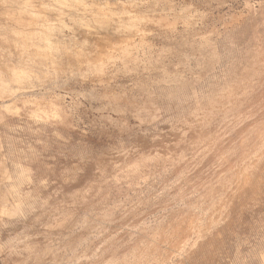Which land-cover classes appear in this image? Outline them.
<instances>
[{
    "label": "rangeland",
    "instance_id": "1",
    "mask_svg": "<svg viewBox=\"0 0 264 264\" xmlns=\"http://www.w3.org/2000/svg\"><path fill=\"white\" fill-rule=\"evenodd\" d=\"M46 1L42 0V2H44V4L47 5V2L49 0L47 2ZM70 1H72V3L69 2L68 0H66L67 3L66 2L65 3L67 5L63 3L64 4V8H63L64 12L68 13V14H65L67 16H65L63 14L65 17L63 15H61V13H60L62 8L59 6H61V5H59L58 3L56 4L53 1L48 2L47 10L50 9L51 6H53V5H54L53 7H55L56 5H59L56 7H59L61 9L52 8L53 10L50 9V11L52 10V11L57 13V11L59 10L58 11L59 12L58 17H60V22L61 23L64 22L66 24L65 25L63 23L65 25V26H63V25L59 24L60 23L59 21L57 22L59 25H57V23L55 21L54 22L56 24L50 23L51 21L48 22L50 20L49 19L50 16H52V18H54L58 13L57 14L54 12L50 13L49 10L46 12L47 13L46 18L48 19L47 24H49V26L45 23L46 24V25L44 24L45 29L42 27V30L45 31L47 26H48L47 30L50 29V27L53 24V26H54L53 28H56V29L54 30L53 28H51L50 30H52V31L54 30V32L52 33V31H51V33H50V30H48V34L49 35L54 34V36L56 38L53 35L52 36L46 35L47 31H45L46 33L44 34V32H42V30L40 29L41 27L37 26L38 30H41L43 35L46 36L47 38L49 36L52 40V37H54V39L52 41H58V43H59L60 39H61L60 42H62L63 38H65V41L62 42L63 44H61V43L59 44L61 50L58 49V52H57L61 58V59L59 58V60L63 64L60 63V61H59V63H57L58 62L57 60H56V62L52 63L51 58L48 57V52H47L48 49L45 51L46 54L45 53L42 54L43 55L42 57H38L40 55H38V56L37 55H35V56L31 55V57L30 56L26 57L25 53H28L27 51H24V52L22 51V53H20V51H21L20 46L17 45L18 47H20L18 49V47L14 48V46L11 45V47H13L14 49L17 48L16 49L17 51L20 50L19 51L20 55H19V53H16V51L14 52L13 48L10 49L11 47H9L10 50L6 48L9 46V43H8V41L5 43L4 41H6L7 39L5 40L3 38L5 36L1 37V35H0V37H1L0 38V42H1L0 50H2L0 53V56L3 55L2 56L3 62H7V61H9V59H12V58L20 60L21 56H23V58H21L23 61L16 62V64L19 63L17 65H20V68L24 65L20 69V72H22V73H20V76H19L20 78L18 77L19 80H17V79L13 80V78L10 75V72L9 71L3 72L4 69L0 65V69H2V71L0 70V75H1L0 77L4 76L3 77V78H5L4 83L6 82L5 83L6 86L4 87L5 89L3 88V91L0 92V159L3 157L2 158L3 160L1 159L0 162L3 161V164H4V165L3 164H0V165L1 166L3 165L5 168L8 169V171H7V169L3 170L4 167L0 166V169L2 168V170H0V176L1 177L4 176L5 171L9 172V175L11 176L10 180L8 179L7 181H1L0 182L1 187L2 186L4 187L6 185L4 187V189H3V187L1 188L0 194L4 193V196H7V195H8L7 197H9V195L11 196V197H9V199H12V200L16 199L15 201L18 205V213H19L16 215V216L19 215L18 217H16V222H15L16 224L15 223L13 224V223L9 222L10 221V219L8 220L9 217L6 218L5 219L6 221H5L4 218L6 217V215L4 216V214L0 212V216L2 215L0 217V221H1L0 226L3 228V230L5 229L3 231L2 228H0V237L2 238V239L0 238V241H1L0 242V244H1L0 245L1 246L0 247V249H1L0 250V264H3L5 261L6 262L7 261L8 262L14 261V263L9 262L8 264H11V263L12 264H18L19 263L18 260H21L20 264H26V261H27V264H32L35 261L33 259L36 257V255H33L35 257H33V256L31 258L29 257V256H31V254L28 255V250H27L28 247L25 244L27 242L24 239H27V238L33 239V237L34 238L42 237L41 236L42 234L40 233V230H41L40 228L45 226V225L44 226L42 225L45 220L42 219L43 222H42V220H40L39 223H37L38 220L36 221V220H33L32 218H30V216L31 217L33 216L32 212H34L35 210H38L41 203L43 204L45 202V200H47L50 197H53V195L57 194V196H59L58 194H60L61 191L57 192L59 190H56L54 187L63 186L62 183L64 185H66V183L70 182L69 185L70 184L72 185L73 183L76 182V179L79 180L81 177L82 179H84V180H80L82 183H84L83 187L85 188V186L87 185L86 183H88V185H89V186H86L85 191H87L86 189H88V192L92 191L93 188L91 186L92 185L91 181H93L94 177L92 174V170H90V168L93 169V166L95 165L96 158L98 156H103V155H104V157H105V155L108 156L107 154L111 153V152H114V153L118 152L119 153L120 151L121 152L126 151L130 155L132 153L133 154H143V153L149 152L151 160L148 159L149 160L148 161V160L143 159L142 164L148 163L150 165L147 166V165L143 164V165H145V167H144L141 164L142 168H141V172H140V175H141L140 177L141 178L144 177L145 179L144 178L141 179L139 177L138 181L136 180L134 182V184L131 185V187H130L131 189L129 187L127 189L124 188V190H122L118 193L111 191L110 196L108 198V200L110 199V203H107L108 200L107 201L106 200L105 201L99 200V202L95 203L96 205H101V206L107 205L106 208L114 209L113 211L116 212L117 217H116L115 221L109 222L110 224L104 223L103 225H105L106 227L105 226L100 227V229H99V227H97L100 225L99 224L100 222H98L96 220L94 222H92L93 221L92 220L90 223L89 221H87V224H86L87 226L89 225L88 222L90 224L94 223L95 226L93 225V227H92L93 231L91 232L92 234L89 233L86 240L74 239L71 241V240H69L68 236H66V235H73L74 232H76L82 228H86V226L84 224L86 221L85 222L81 221V218H83V216H84L83 212H85V211L81 209L82 210V212H81L80 208L77 207V203H76L77 200H76V198H74V202L71 201L70 203H68L69 207L67 206V208H66L67 211L68 210L70 211V209L72 210L71 216H70V213L68 214L66 212L64 215L66 216V214H68L67 216L69 218L66 216L67 219L64 220L66 217L63 216V212L66 211V209H65L66 204L62 205L63 207L62 206L61 207L64 209L61 210L63 212H62V215H60V217H61L60 219H62V217H65L64 219H62V221L60 220L61 223H63V221L65 223L62 225H65L68 227L69 224H72V226H73V224H75L76 221H77V223L79 221L80 222L78 223L77 227H76V225L73 226V227H75L73 229V231L70 230V232L72 234L70 232L66 235H64L65 233H60L58 235L55 234V236L53 237V240L51 241L52 247L49 250L50 253H48L47 252L48 250H47L44 254V257L46 258V262H42V263L40 262V264H69V263L70 264H76V263L77 264L78 263L87 264V261L89 259L93 260L96 258L98 259V257L101 258L102 255L100 254V252H102V254L104 253V251H105V253L108 252L109 250H106V249H108V247L110 249L111 248L113 249V247L116 248V247L123 246L120 243L121 242L120 240L121 239L124 240L125 239L124 237H126L127 239H126V241L124 240L122 242H124V244H126L127 240L129 238H132L131 235L133 234V232L142 231V229L144 227L145 228L143 230L149 228V226L152 228L159 223L161 224V226L159 224L158 227L160 226V227L164 228V227L172 226V224L174 223V220L176 218H180L181 216H186L187 214H189V212L193 213L192 211H194L196 213L195 215H196V217H198L197 219H199V220L201 219L200 220L201 222L199 220H196L198 223L199 222L201 223V224L199 223L201 225V228L198 229V232H197V230H195L196 232H191L189 235L190 238H188L187 242L190 243L195 238H197L199 235H200L199 238L201 240L199 239L198 244L192 249H189L188 246H186L188 248V250L186 247L181 249L180 253L181 254L184 253V254H182L183 258L185 256L184 259H182V256H179L181 254H178L179 252L177 251V252H174L173 254L171 253L170 257L167 258L166 261H165V259H164V261L157 260L158 263L156 262L153 264H175V263L176 264H264V259H263V257H264V177L262 178L263 183L261 182L258 185H254L255 187H258L259 189L257 188L253 191L250 189L247 192H244L243 190L240 192H237L238 196L236 194L233 197L232 201L230 202V204L232 206L231 205L227 206L228 207L227 213H224L223 216L220 217V219H214L213 220L211 218V214H210L212 212V203H214L215 200L217 201L218 200L217 198L219 196L215 197V196L203 194V193H201L200 190H197V191L192 190V191H188V192L186 191L185 192L182 188L185 185L187 187L188 183H187L185 177H183L184 175L183 174L179 175L180 173H178L177 176L175 177L176 174H174V175L172 174L171 167L168 168L169 165L171 166V164H170L171 157L173 159V157L175 156L174 154L177 151V149L181 146H185V144H186V143L184 144V143L178 142V141L174 142L175 140H173L174 136L172 134L175 132L177 133V131H179V129H181L183 127L182 126L183 118L181 117L183 115H181V114H183L186 111V108H184L185 106H183L184 105V99L183 98L185 95L190 97L191 92H190L189 88L192 85L193 86H196V85L199 86L200 85L199 81L202 82L205 78L204 77L202 80L196 81V79L193 80L194 75H196V73H198L199 71L205 72V71H207L208 68L210 70V62L208 64L207 60L204 62L205 64H203L200 67L195 65V61H194L193 56L196 53L194 51L196 50L198 43H201V42L203 43L205 41V37L203 38V36H208V39H211L214 43L216 42L215 45L217 44L216 45L217 47L219 46V48L217 49V53H218L217 54V60L216 61L214 60V64L217 67L213 64L214 65L213 69L215 70V71L213 70V72L217 73L218 71H220V69L222 68L221 65L228 66L227 64H228L229 59H231V58L234 59V56H236V54H239V52H241V50L244 49L243 47H246L245 45H247L249 42V36H250V32H251V29L249 26L250 20L249 19L240 20L242 18H240V19L238 18V20H237V15H239L243 12H244L243 15L245 13H247V0H243V1L242 0H146V1L145 0H70ZM250 1L256 2L257 0H250ZM50 3H52L53 5ZM68 4H70V6ZM91 4H93V5H91ZM49 6H50V8H49ZM78 6H79V8H78ZM84 6H86V8ZM65 7H68L69 9L66 8V11H65ZM236 11H238V12H236ZM239 11H240V13H239ZM48 12L50 14H48ZM62 12H63V10H62ZM71 12H72L73 19H71L72 17L70 16ZM232 14L234 15V17ZM0 15H3V14H0ZM60 15L62 16V18ZM79 15L81 17H83L81 20H77L78 18H80ZM82 15H84V16H82ZM7 16L8 15L5 16V14H4V17L0 16V23H3V25H4L5 24L4 22L8 19ZM95 16L100 17V18L102 17V18L108 20L109 22L112 21L111 23H112L113 27L109 28V29H105V27H103V26L101 27L99 25L98 21H96L97 19H95ZM145 16L149 17V18L147 17L148 21H146V22L144 21V20H147V18ZM58 17L57 18L55 17L54 19L59 20ZM76 17H78V18L76 19ZM92 17L94 18L93 21L95 20L94 23L92 21ZM150 17H151V19H150ZM152 17H154V18H152ZM87 18L90 19L92 22L90 20H88ZM134 18H135V20H134ZM160 18H161V20H160ZM234 18H235V20H234ZM259 18H260V16H259V14H257L253 18L255 20L252 19L257 26L261 25V23H260L261 19H259ZM4 19H5V21H4ZM61 19H64V21ZM83 19H85V21ZM86 19L90 22L87 24L85 23L86 27L89 28V30H90V32L88 34L85 31H83V28L85 27L84 22H88ZM136 19H137V21H136ZM152 19H154V20H152ZM156 19H157V22L155 21ZM6 22L9 23L8 20ZM95 22H97V24ZM117 22L120 24L126 23L125 25H132L130 27V29H129V27L126 28V26L124 27L126 29H123L122 27H120L121 29H117V31H116L117 35H118V32L121 33V36H123V34H125L123 36V42L120 43V47L117 46V47L113 48L112 50H108V53H106V55H104L97 62H92L91 60L85 59L86 50H88L87 49L88 46H89L88 51H92L93 49L97 50L98 46L96 43L99 40L100 41L98 43H102L101 41L106 37L107 33L112 34L116 29L115 24ZM173 22L175 23V25ZM245 22H247V23H245ZM8 23H6L5 26ZM80 23H83V24H80ZM161 23H162V25H161ZM88 24L90 26H88ZM93 25H95V26H93ZM144 25H145V27H144ZM122 30H124V31H122ZM130 30H131V32H130ZM134 30L135 31L137 30V31L135 32ZM140 30H142V31H140ZM225 30H226V32H224ZM96 31H98V32L96 33ZM230 31H232L233 34H231L232 32H230ZM2 32H3L2 35L4 33H6V34L8 33V35L10 34V30L8 31L7 29L5 30V32H4V30ZM241 32H243V33H241ZM208 33H210V34L208 35ZM237 33L239 34V36ZM245 33L246 34L248 33V34L245 36L244 35ZM85 34H87V37H88V39L86 40L87 42H85L84 38H83V37H85ZM193 34H194V36H193ZM200 34L202 35V37ZM195 35H197L196 38H195ZM230 35L234 39H232ZM233 35H235L236 38ZM243 35H244V37H243ZM70 36H72V37H70ZM58 37L59 38L61 37V38L58 39ZM74 37H75V39H74ZM229 38H231V39H229ZM238 38H239V40H238ZM56 39H58V40H56ZM221 39H222V41H221ZM225 39H227V40H225ZM245 39H247V40L245 41ZM2 40H3L4 44H3ZM191 40L192 41L194 40L193 44H190V42H192ZM233 40H235V41H233ZM242 40H244V41H242ZM75 41H76V43L74 44ZM124 41H127V42L124 43ZM223 41L224 42L226 41L229 43H224ZM104 42L105 41L103 40V44H104ZM71 43H73L74 46ZM223 44L224 45L225 44L230 45L229 46L230 48L226 45L224 48ZM239 44H242V45H239ZM243 44H245V45H243ZM4 45H6V46H4ZM64 45H66V46H64ZM71 45L73 46V48ZM127 45H128V47H127ZM235 45H236V47H235ZM68 46H69V48H68ZM104 46H106V45H104ZM64 47L66 48V50L64 49ZM3 48H5L6 50ZM77 48L82 50V51L79 50L81 53L78 52V50H76ZM220 48H221V50L219 51ZM222 48H224L225 50L227 49V50L225 51ZM126 49L129 51L126 52ZM234 49H235V51H234ZM7 50H9V53ZM68 51H69V53H68ZM230 51H232V52H230ZM63 52L68 53V54H64ZM224 53L226 55H224ZM230 53H231V55L232 54H235V55L234 56L232 55L233 57H231ZM72 54H73V56H72ZM76 55H77V57L81 55L82 58H81V56H80V58H77ZM225 56L228 59H226ZM24 57H26L25 61H24ZM70 57H71V59H70ZM5 60H7V61H5ZM27 62H28V64H27ZM219 62H221V63L224 62V64H221ZM55 63H57V65ZM4 64L6 65V63H4ZM52 64H54V66ZM59 64H61L62 66H59ZM7 65L10 66L11 62L10 61L7 62ZM206 65L208 67L205 68ZM2 66H4L3 63H2ZM93 66H95V68ZM218 66H220V67L218 68ZM25 68L27 70H25ZM172 69H173V71H172ZM164 70H166V71H164ZM172 72H174V73L171 74ZM22 74L24 77L22 76ZM172 75L175 77H173ZM21 78H25V79H21ZM27 78H29V79H27ZM220 78H222L221 75L219 77H217L218 82L222 81ZM26 79H27V81H26ZM178 79H179V81H178ZM166 83H167V85H166ZM28 85H30V86H28ZM30 90L32 91V93L35 96L32 95V93H30ZM11 91H13L15 93V95ZM2 92L3 93L5 92V93L3 94ZM8 93H9V95H7V97H6V94H8ZM115 95H117V96H115ZM41 100H43V101H41ZM126 100L128 101V104H125V103H127ZM188 100H189V98H188ZM168 101H170V102H168ZM37 102H42V104L41 103L39 104ZM150 102H152V104H154V105L158 104L156 106H161L163 104V102H164V104L167 102L168 105L173 107V108L170 107V110L172 112L169 111V113L167 114L169 117L167 115H165L167 118L164 117L165 118L164 119L163 116H161V118H158V119L156 118L155 119L156 121H153L154 117L150 114H144V115L142 114V116H141V114L135 115L133 110H131L132 106L129 105L131 103H136L138 106L143 104L141 107H145L147 105V103L149 105ZM12 104H14V106ZM44 105H46V106L44 107ZM52 105H55V106L57 105V107L55 108L56 110H54V107L52 108ZM34 106H35V108H34ZM42 106H43V108H42ZM181 106H183V107L181 108ZM129 107L131 109H129ZM124 108L126 110H123ZM37 109L39 110V112ZM43 109H45L46 111ZM51 110H54L53 114H52ZM40 111H42L41 114H40ZM36 112L39 113L40 116ZM42 113H44V114L47 113V114L43 115ZM48 113H49V115H48ZM162 114L164 115V113H161V115ZM41 115H43V116H41ZM178 115H181V116H178ZM47 116L49 118H44ZM134 116H138L139 118L134 117ZM143 119H144V121H142ZM162 120H164V121H162ZM176 120L178 123L177 125H176ZM168 123H170L174 128ZM178 125H179V128L177 127ZM145 126H147V127H145ZM138 127H139V129H138ZM172 128L175 130H173ZM166 129H168V132ZM170 129H171V131H169ZM152 130H153V133H152ZM155 130H157L156 134H155ZM160 130H161V132L163 130V132L160 133ZM141 131H142V133H141ZM165 131L167 132L168 135L171 132L170 133L171 136L169 135V137H168V135L165 133ZM139 132L142 135H139L140 134ZM149 134H151V135H149ZM157 134H159L160 136H158ZM165 135H167V137ZM139 136L141 137V139ZM163 136H165V137H163ZM170 137H171V139L167 140ZM150 138H152L153 140L152 139L150 140ZM155 138L156 139L162 138L163 140L162 139L161 140L162 141L165 140V141L163 143L161 140H155ZM148 139L150 141H153V143L148 142L149 141ZM143 140H145L146 142H144ZM159 141H160V143H163V144L166 143L167 145L166 144L165 145L159 144ZM141 143L142 144L144 143V144L141 145ZM146 143H148V144H146ZM149 143H151V144H149ZM178 143H180V144H178ZM157 144L159 146L161 145L160 146L162 148L161 152H160V147H158ZM176 144L180 145V146L178 147ZM149 145L150 146L152 145L153 147L152 146L150 147ZM172 145H174V147L176 149L175 152H173V150H172ZM215 145L217 146L218 144H215ZM142 146H144V147L142 148ZM154 146H157L158 148L157 147L155 148ZM163 146H165L166 148ZM137 147L139 148V150L141 152L138 150ZM135 148H137L138 151ZM150 148H152V149H150ZM163 148L165 150H163ZM167 148L170 149V152H168L169 150ZM129 149L132 153L129 151ZM150 150H152V152ZM166 150H168V151H166ZM105 151H106V153H104ZM155 151H157V152H155ZM163 151L165 152V154ZM184 153H185V151H184ZM156 154H157V156H156ZM162 155H164V157ZM166 155H168V156H166ZM170 155H172V156L170 157ZM156 158H157V160H156ZM162 158L163 159L165 158V159L163 160ZM160 161L161 162L163 161L164 166H162V169L160 167V170H159ZM167 165H168V167H167ZM90 166H92V167H90ZM115 166H117V165L115 164ZM151 166L152 167L155 166V167H153V169H152ZM145 168H147V170ZM148 168L150 169L149 171H148ZM163 168L166 169V171L165 170L163 171ZM2 171H4L3 175L1 173ZM168 171L171 173H168ZM147 172H148V174H147ZM74 174H76V175H74ZM115 174L116 175H111L112 177H110V178L107 177L109 179L106 178V176H108V175L104 176L103 184H104V187H106V188H104L100 185L101 191L99 190L98 191L99 193L95 194L96 197H99L100 194H103L106 192L107 189H110L108 186H106L105 182L107 183V185H109L110 183L113 184V182L118 181V179L116 177L117 173L115 172ZM151 174H153V175L151 176ZM142 175H143V177H142ZM113 176H115V177H113ZM149 176H151V177H149ZM166 176H169L168 177L169 179ZM73 177H74V179H73ZM162 177L164 178V180L166 179L165 181L167 183L164 180H161V179H163ZM151 178H153V179H151ZM146 179H147V181H146ZM174 179H176V180H174ZM71 180H72V182L74 180V182L72 183ZM115 180H117V181H115ZM143 181H144V183H143ZM182 181L184 182V186L182 185L183 184ZM2 182H4V183L7 182V183L4 184ZM89 182H90V184H89ZM93 182H95V181H93ZM162 182H165V183L161 184ZM57 183H58V185H56ZM153 183H155V184H153ZM173 183L176 185H174ZM165 184L166 185L169 184V185L166 186ZM7 185L10 188H8ZM177 185H179V186H177ZM66 186L69 187L68 185H66ZM147 186H149V187H147ZM157 186L160 189L162 187V191L159 190V188ZM165 186H166V188H165ZM169 186L173 187V188L171 189ZM176 186H177V188H176ZM14 188L16 189V191ZM53 188L56 191H51ZM135 188H137V189L135 190ZM178 188H179V190H178ZM13 189H14V191H13ZM166 189H167V191H166ZM175 189H177V190H175ZM49 191H51L52 196L50 193H48ZM181 191H183V192H181ZM193 191H194V193H193ZM11 192H13V193H11ZM178 192H180V193H178ZM196 192L198 193L197 195H195ZM241 192H244V193H242V195H241ZM254 192L255 193L257 192L256 193L257 195L254 194ZM6 193H9V194H6ZM148 193H150V194H148ZM183 193H186V194H183ZM187 193H189V196L187 195ZM124 194L127 195L128 197L129 196L130 197L128 198ZM170 194H171V196H170ZM120 195H123L124 197L120 196ZM131 195L133 196V198L131 197ZM149 195H150V197H149ZM161 195L163 196V198ZM164 195H165L166 199L164 198ZM172 196H173V198H172ZM175 196H177V197H175ZM182 196H183V199H182ZM141 197H143V198H141ZM115 199H117V200H115ZM189 199H190V201H189ZM12 200H10V201H12ZM134 200H135V203L133 202ZM207 200H209V201H207ZM112 201L117 203V204L113 203ZM170 201H171V204H170ZM196 201H198V203ZM199 201H200V204H199ZM211 201H212V203H211ZM191 202H193V203H191ZM205 202L208 204V206L209 205L210 206L207 207V204ZM8 203H11V202L8 201ZM123 203H125V205ZM201 203H203V204L205 203L204 204L205 206L201 205ZM109 204H111V205H109ZM181 204H182V206H181ZM198 204L200 206H198ZM86 205L88 208H90V206H91V204H86ZM122 205H124V207L126 206L125 208L127 210H124L125 208ZM127 205L131 206V207H128ZM183 205L185 207H183ZM191 205L192 206L194 205V206L192 207ZM73 206L76 207V208L74 207V209H76V210H74L72 208ZM116 206H118V207H116ZM229 207H231L232 210L229 209ZM62 208H60V209H62ZM77 208H78V210H77ZM91 209H93L92 210V212H93L94 208H90L88 210H91ZM73 210H74V212H73ZM123 210L126 211V212H124L125 216L123 214ZM203 210H205V211L203 212ZM75 211H77V212H75ZM170 211L172 213H170ZM199 211L201 214H202V212L205 213V214H203L204 216L201 215L199 213ZM120 212H122V214ZM127 212H128V214H127ZM174 212H175V215H177V213L179 212L176 218L173 217V216H175ZM72 213H75L76 215L75 214L73 215ZM182 213H183V215H182ZM172 214H173V216H172ZM197 214H199V215L197 216ZM24 215L27 218L22 220L21 218ZM162 215H163V217H162ZM202 216H203V218H202ZM2 217H4V218H2ZM75 217H77V218H75ZM125 217H126V219H125ZM170 217H171V219H167ZM208 217H209V219H207L208 221L205 220L206 221V223H205V221H203V220L208 218ZM226 217H227V219H226ZM74 219H76V220H74ZM117 219H119V221ZM123 219H125V220H123ZM29 220H32L33 222H36L37 224L35 223L36 225H34L33 222L29 221ZM165 220H167V221L165 222ZM216 220L219 223H217V222L215 223ZM3 221H5V222H3ZM24 222H27V223L25 224ZM31 222L33 224L32 226H31ZM45 223H46V221H45ZM148 223H149V226H148ZM11 224L16 225L18 228L22 227V225H23L25 231H27L26 235L27 236L29 235V236L28 237L26 236L25 238L23 237L24 239L23 238L20 239L17 235L14 234L13 236L8 238V235H7L8 230L7 229L12 227ZM143 224L145 225L144 227H143ZM215 224H217L216 228H215ZM113 225H115V226H113ZM132 225H133V227H132ZM162 225H165V226H162ZM209 225H211V226L209 227ZM213 225H214V227H213ZM28 226H31V227L27 229ZM38 226H39V228L37 229L36 227H38ZM79 226H82V227H79ZM126 226H127V228H126ZM108 227H110V228H108ZM203 227H204V229H203ZM212 227L214 230L212 229ZM35 228L38 230L39 233L36 232L37 230H35ZM95 228H98V229H95ZM126 229H128V230L130 229L129 231H132V232H129L127 234L128 231ZM204 230H205V232H203ZM209 230L210 231L212 230V231L210 232ZM33 231H34V233L36 232L35 233L36 236L34 235ZM105 231H107V234ZM123 231L125 232V234ZM96 232H97V235H96ZM102 232H105V233L102 234ZM115 232H116V234H115ZM121 234L124 235L123 236L124 239L120 238V237H122ZM129 234H130V236H129ZM106 235H107V238H105ZM118 235H119V237H118ZM201 235H202V237H201ZM204 235H205V237H204ZM206 235L208 238L206 237ZM102 236H103V238H102ZM115 236H117L116 238L118 239L116 241H115L116 238H114ZM100 237L104 240H102ZM91 238H93L94 240L92 239V241H91ZM99 238H100V241L98 240ZM111 238H112V240H111ZM56 240H57V242H56ZM113 240H114V243H113ZM108 241H110V242H108ZM93 242H95V244ZM89 243H91V244L93 243L94 245L92 246ZM102 243L103 244L105 243V245H103ZM115 243H116V245L117 244L118 245L114 246ZM106 244H107V246H106ZM111 244L113 245V247H110ZM18 245H19V247H17ZM86 245L90 246L89 249L92 252L90 250H88V251H90L88 255L81 256L79 258L78 261H80V259H81L82 262H78V261L76 262L74 260L75 257H77L80 252H82L83 250L88 248V246L86 248ZM53 246H54V248H53ZM12 248H14V249H12ZM24 248H25V250H24ZM99 248H101L102 250H98ZM112 249H111V251H112ZM185 250H187L188 253L184 252ZM21 251L23 254H26V255L25 256L22 255ZM11 252H12V254L13 253H17V254L12 255ZM96 252H98V254H100V256L97 255ZM92 254H96L97 256L94 255L92 257ZM2 255L3 256L5 255L4 258ZM17 255H18V257H17ZM19 255L21 256V259H20ZM38 255L39 254H37V256ZM45 255H47V256H45ZM70 255L72 257H70ZM177 255H178V257H181L180 261L182 259V261L181 262L179 261V263H178ZM188 255H189V257H188ZM52 256L55 257V260L53 262L47 261ZM22 257H23V259H22ZM28 257H29V259H28ZM84 258H85V260H84ZM36 259H37L36 261L38 263L39 258H36ZM16 260H17V262H16ZM31 260L33 262H31ZM96 260H93V261L97 262L98 260L97 261ZM72 261H74V262H72ZM83 261H86V263ZM93 261H92V263H93Z\"/></svg>",
    "mask_w": 264,
    "mask_h": 264
},
{
    "label": "bare ground",
    "instance_id": "2",
    "mask_svg": "<svg viewBox=\"0 0 264 264\" xmlns=\"http://www.w3.org/2000/svg\"><path fill=\"white\" fill-rule=\"evenodd\" d=\"M44 1V0H43ZM46 1V0H45ZM48 1V0H47ZM46 1V2H47ZM54 2V3H58L59 5H56V6H59L62 8L63 12H64V4H66V0H49L48 2ZM69 2L72 3V1L68 0ZM146 1V0H145ZM243 1V0H242ZM48 2H47V5H48ZM66 2V3H65ZM211 2V1H210ZM64 3V4H63ZM77 3V2H76ZM146 3V2H145ZM52 4V3H50ZM224 4V3H223ZM46 4H44V2H42V0H0V14H3V15H0V16H3L4 17V14L5 16H7V20L9 21L6 22L5 19H4V23H8L6 26L5 24L3 25V23H0V35L1 37H3L6 41H4L5 43L8 41L9 43V46L6 47L7 49H9V47L14 46L15 47H18V49L20 48L21 51L20 53H22V51H27L28 53H25V56L26 57H31L32 56H35V55H40L38 57H42L43 55L42 54H46V50L48 52V57L51 58L52 60V63L53 62H56V60L58 61L57 63H59V58L60 56L58 55V49H60V43L63 44L62 42L65 41V38H63L62 42H60V38L58 37L59 40V43L58 41H52L54 39V34H51L49 35L48 34V30H50L51 28H53V24L52 26L50 27V29L47 30V27L49 26V24H47V21L48 19L46 18V12L49 10V12H54L52 11L54 9H58L59 7H53L49 6L50 9H52L50 11V9L47 10V6ZM63 5V6H62ZM67 5V4H66ZM65 5V6H66ZM70 6V4H68ZM93 5V4H91ZM90 5V6H91ZM155 5V4H154ZM68 6V7H69ZM96 6V5H95ZM218 6V5H217ZM223 6V5H222ZM225 6V5H224ZM237 6V5H236ZM68 7H65V11H66V8ZM86 8V6H84ZM179 7V6H178ZM191 7V6H190ZM216 7V6H215ZM59 8V9H61ZM79 8V6H78ZM115 8V7H114ZM175 8V7H174ZM214 8V7H213ZM222 8V7H221ZM69 9V8H68ZM92 9V8H91ZM164 9V8H163ZM216 9V8H215ZM241 9V8H240ZM62 10L60 11L61 15H65V14H68V13H63ZM57 11V10H56ZM59 11V10H58ZM57 11L54 12L56 13L57 15L55 16L56 18L58 17L59 15V12ZM69 11V10H68ZM67 11V12H68ZM186 11V10H185ZM48 12V14H50ZM165 12V11H164ZM190 12V11H189ZM238 12V11H236ZM242 12V11H241ZM174 13V12H173ZM186 13V12H185ZM200 13V12H199ZM227 13V12H226ZM240 13V11H239ZM238 13V14H239ZM244 13V12H243ZM243 13L237 15V20L238 18H242L240 20H247L249 19L250 20V29H251V32H250V36H249V42L247 45H245L246 47H243L241 50V52H239V54H236V56H234L235 54H232L234 56V59L231 58L229 59L228 61V66H225V65H221V69L220 71H218L217 73H214L213 72V68H214V60L216 61L217 60V49L219 48V46L217 47L215 45V43L211 40V39H208V36H203V38L205 37V41L202 43H198V46L196 48V50L194 51L196 54L193 56L194 57V61H195V65L200 67L202 66L203 64H205L204 62L207 60L208 61V64L210 62V70L209 68L207 69V71L205 72H198L196 73V75H194V79H196V81L198 80H202L204 77V80L202 82L199 81L200 85L199 86H191L189 89H190V92H191V96L188 97L187 95L184 96V105L185 106L184 108H186V111L181 114V115H178V116H181L183 118V124H182V128L179 129V131H177V133H172L173 134V140H175L174 142L178 141V142H182V143H186L185 146H181L179 147L180 145H177L179 148L177 149V151L175 152V147L174 145H172V150L173 152H175V156L173 157L172 159V155H170L171 157V161H170V164L171 166L167 165L168 168L171 167V172L172 174H176L175 177L177 176L178 173H180L179 175L183 174L188 183V186L186 187V185L184 186V182H183V190L186 192L188 191H192V190H200L201 193L203 194H207V195H211V196H219L217 199V201L215 200L214 203H212V212L210 213L211 214V218L214 220V219H220V217L223 216L224 213H227V209H228V205H231L230 202L232 201L233 197L237 194V192H240V191H244V192H247L249 191L250 189L253 191L255 189H257L258 187H255L254 185H258L262 182V178L264 177V0H257L256 2H251L250 0H247V13H245L243 15ZM144 14V13H143ZM257 14H259L260 18L261 19V27L258 25H256L254 23L253 19ZM55 15V14H54ZM60 15V16H61ZM63 15V16H64ZM70 15V14H69ZM233 15V14H232ZM50 16V15H49ZM67 16V15H65ZM64 16V17H65ZM72 17V12H71V15ZM69 16V17H70ZM80 16V15H79ZM84 16V15H82ZM149 16V15H148ZM147 16V17H148ZM166 16V15H165ZM229 16V15H228ZM54 17V18H55ZM63 17V18H64ZM146 17V16H145ZM146 17V18H147ZM234 17V15H233ZM236 17V16H235ZM258 17V16H257ZM6 18V17H5ZM52 18V16H50V20L48 22L50 23H54L56 24L58 21L60 22V17L59 20H56ZM62 18V16H61ZM78 17H76L77 19ZM83 17L80 16V18H78L77 20H81ZM85 18V17H84ZM143 18V17H142ZM149 18V17H148ZM148 18L147 20H144L145 22L148 21ZM154 18V17H152ZM73 19V17L71 18ZM88 19V18H87ZM86 19V20H87ZM93 17H92V21H93ZM95 19H97L96 21H98L99 25L102 27H105V29H109V28H112V21L109 22L108 20L104 19V18H100V17H97L95 16ZM145 19V18H144ZM151 19V17H150ZM253 19V20H252ZM258 19V18H257ZM64 21V19H61ZM85 21V19H83ZM90 20V19H88ZM87 20V21H88ZM135 20V18H134ZM142 20V19H141ZM154 20V19H152ZM161 20V18H160ZM168 20V19H167ZM233 20V19H232ZM235 20V18H234ZM56 23H55V22ZM62 21V22H63ZM91 21V20H90ZM91 21V22H92ZM95 21V20H94ZM93 21V23H94ZM137 21V19H136ZM157 22V19L155 20ZM166 21V20H165ZM81 22V21H80ZM114 22V21H113ZM150 22V21H149ZM234 22V21H233ZM256 22V21H255ZM48 25L46 27V30L47 33L42 30V27L44 28V26L46 24ZM64 23V22H63ZM63 23H59L63 26H65ZM87 24V23H90L89 21L88 22H84V24ZM97 24V22H95ZM134 23V22H133ZM174 23V22H173ZM190 23V22H189ZM239 23V22H238ZM244 23V22H243ZM247 23V22H245ZM45 24V25H44ZM57 23V25H59ZM80 24H83V23H80ZM86 24H85V27L83 28V31H85L87 34L90 32L89 28L86 27ZM95 24V25H96ZM114 24V23H113ZM126 23L124 24H120V23H116L115 24V31L112 33V34H109L107 33L106 34V39L104 38L103 40L105 41L104 44H103V40L101 41L102 43H96L98 48L97 50L93 49L92 51H88L89 50V46H88V50H86V57L85 59H88V60H91L92 62H97L99 59H101L104 55H106V53H108V50H112L113 48L119 46L120 47V43L123 42V36L125 34H123V36H121V33L118 32V35H117V29H121L120 27H122L123 29H126L127 27H130L132 25H125ZM135 24V23H134ZM160 24V23H159ZM191 24V23H190ZM223 24V23H222ZM241 24V23H240ZM249 24V23H248ZM43 25V26H42ZM51 25V24H50ZM79 25V24H78ZM93 25V26H95ZM155 25V24H154ZM157 25V24H156ZM162 25V23H161ZM165 25V24H164ZM175 25V23H174ZM226 25V24H225ZM242 25V24H241ZM37 26H40L39 28L42 30V32H44V34L46 33V35H49V36H54L52 37V40L51 38L48 36V38L46 36L43 35V33L41 32V30H38ZM80 26V25H79ZM78 26V27H79ZM82 26V25H81ZM84 26V25H83ZM88 26H90L88 24ZM126 26V28H124ZM170 26V25H169ZM189 26V25H188ZM227 26V25H226ZM56 27V26H55ZM135 27V26H134ZM145 27V25H144ZM160 27V26H159ZM223 27V26H222ZM230 27V26H229ZM163 28V27H162ZM214 28V27H213ZM231 28V27H230ZM10 30V34L8 35V33H4L2 35V31L4 30ZM45 29V28H44ZM54 30L56 28H53ZM100 29V28H99ZM134 29V28H133ZM132 29V30H133ZM137 29V28H136ZM199 29V28H198ZM54 30H50V33L52 31V33L54 32ZM97 30V29H96ZM128 30V29H127ZM144 30V29H143ZM189 30V29H188ZM231 30V29H230ZM119 31V30H118ZM124 31V30H122ZM129 31V30H128ZM135 31V30H134ZM137 31V30H136ZM135 31V32H136ZM142 31V30H140ZM234 31V30H233ZM249 31V30H248ZM7 32V31H6ZM84 32V33H85ZM98 31H96L97 33ZM107 32V31H106ZM116 32V33H115ZM131 32V30H130ZM215 32V31H214ZM219 32V31H218ZM226 32V30L224 31ZM232 32V31H230ZM34 33V34H33ZM142 33V32H141ZM146 33V32H145ZM153 33V32H152ZM212 33V32H211ZM229 33V32H228ZM235 33V32H234ZM239 33V32H238ZM237 33V34H238ZM243 33V32H241ZM87 34H85V37L84 38V41L87 42L86 40L88 39L87 37ZM94 34V33H93ZM129 34V33H128ZM210 33H208L209 35ZM215 34V33H214ZM221 34V33H220ZM227 34V33H226ZM233 34V32L231 33ZM248 34V33H247ZM246 33L244 34L245 36L247 35ZM95 35V34H94ZM117 35V36H116ZM201 35V34H200ZM212 35V34H211ZM228 35V34H227ZM241 35V34H240ZM243 35V37H244ZM97 36V35H96ZM115 36V37H114ZM194 36V34H193ZM226 36V35H225ZM231 36V35H230ZM235 36V35H233ZM239 36V34H238ZM0 37V38H1ZM63 37V36H62ZM72 37V36H70ZM69 37V38H70ZM87 37V38H86ZM127 37V36H126ZM197 37V35H195V38ZM202 37V35H201ZM218 37V36H217ZM220 37V36H219ZM229 37V36H228ZM56 38V37H55ZM96 38V37H95ZM99 38V37H98ZM222 38V37H221ZM224 38V37H223ZM232 38V36H231ZM229 38V39H231ZM236 38V36H235ZM3 39V40H4ZM56 39V40H58ZM72 39V38H71ZM75 39V37H74ZM140 39V38H139ZM234 39V38H232ZM241 39V38H240ZM248 39V38H247ZM245 39V41L247 40ZM2 40V42H3ZM115 40V41H114ZM125 40V39H124ZM227 40V39H225ZM237 40V39H236ZM239 40V38H238ZM70 41V40H69ZM192 41V40H191ZM222 41V39H221ZM232 41V40H231ZM235 41V40H233ZM244 41V40H242ZM3 42V44H4ZM127 42V41H124V43ZM224 42V41H223ZM222 42V43H223ZM237 42V41H236ZM76 43V41L74 42V44ZM83 43V42H82ZM194 43V40L192 42H190V44H193ZM224 43H229V42H224ZM241 43V42H240ZM73 45V43H71ZM85 44V43H84ZM83 44V45H84ZM238 44V43H237ZM18 45V46H17ZM71 45V46H72ZM77 45V44H76ZM79 45V44H78ZM106 45V46H104ZM122 45V44H121ZM129 45V44H128ZM127 45V47H128ZM219 45V44H218ZM224 45V44H223ZM226 45V44H225ZM225 45H224V48H225ZM239 45H242V44H239ZM0 46H1V42H0ZM6 46V45H4ZM66 46V45H64ZM74 46V45H73ZM72 46V48H73ZM192 46V45H191ZM222 46V45H221ZM226 46H230V45H226ZM58 47V48H57ZM233 47V46H232ZM236 47V45H235ZM13 47H11L10 49H12ZM13 48V49H14ZM63 48V47H62ZM69 48V46H68ZM71 48V47H70ZM84 48V47H83ZM82 48V49H83ZM222 48V49H224ZM227 48V47H226ZM230 48V47H229ZM238 48V47H237ZM5 49V48H3ZM9 49V50H10ZM17 49V48H16ZM16 49H14V52L16 51V53H19V51H17ZM25 49V50H24ZM52 49V50H51ZM64 49L66 50V48L64 47ZM128 49V48H127ZM126 49V52H128L129 50ZM130 49V48H129ZM232 49V48H231ZM240 49V48H239ZM6 50V49H5ZM9 50L8 53H9ZM51 50V51H50ZM61 50V49H60ZM68 50V49H67ZM78 50V52H80L79 50L81 49H76ZM221 50V48L219 49V51ZM225 50V49H224ZM223 50V51H224ZM227 50V49H226ZM225 50V51H226ZM233 50V49H232ZM237 50V49H236ZM2 50H0V53H1ZM50 51V52H49ZM82 51V50H81ZM85 51V50H84ZM191 51V50H190ZM235 51V49H234ZM66 52V51H65ZM232 52V51H230ZM15 53V54H16ZM19 53V55H20ZM31 53V54H30ZM64 53V52H63ZM69 53V51H68ZM68 53H64V54H68ZM81 53V52H80ZM228 53V52H227ZM6 54V53H5ZM78 54V53H77ZM223 54V53H222ZM221 54V55H222ZM7 55V54H6ZM5 55V56H6ZM13 55V54H12ZM18 55V54H17ZM182 55V54H181ZM224 55H226L224 53ZM231 55V53H230ZM231 55V57H233ZM2 56L1 55L0 57V65L1 67L4 69L3 72H7L9 71L10 72V75L11 77L13 78V80L17 79L19 80V76H20V69L24 66L20 68V65H17L19 63L16 64V62H20V61H23L21 58H23V56H21L20 60L19 59H9V61L11 62V65H7V62H3L2 60ZM15 56V55H14ZM36 56V57H37ZM59 56V57H58ZM73 56V54H72ZM81 56V55H80ZM80 56L76 57L77 58H80ZM85 56V55H84ZM220 56V55H219ZM10 57V56H9ZM24 57V61H25V58ZM75 57V56H74ZM226 57V56H225ZM35 58V57H34ZM33 58V59H34ZM82 58V56H81ZM84 58V57H83ZM4 59V58H3ZM8 59V58H7ZM31 59V58H30ZM41 59V58H40ZM46 59V58H45ZM48 59V58H47ZM61 59V58H60ZM71 59V57H70ZM151 59V58H150ZM226 59H228L226 57ZM225 59V60H226ZM233 59V60H232ZM32 60V59H31ZM27 61V60H26ZM50 61V60H49ZM233 61V62H232ZM2 63L4 66H2ZM6 63V65L4 64ZM46 63V62H45ZM57 63H55L57 65ZM60 63H62L60 61ZM150 63V62H149ZM221 63V62H219ZM218 63V64H219ZM232 63V64H231ZM28 64V62H27ZM63 64V63H62ZM178 64V63H177ZM214 64V65H213ZM217 64V65H218ZM221 64H224L221 63ZM54 66V64H52ZM59 66H62L61 64H59ZM216 66V65H215ZM58 67V66H57ZM95 68V66H93ZM92 67V68H93ZM208 67L207 65L205 66V68ZM217 67V66H216ZM220 66H218L219 68ZM55 68V67H54ZM203 68V67H202ZM2 71V69H0ZM24 70V69H23ZM25 70H27L25 68ZM176 70V69H175ZM166 71V70H164ZM173 71V69H172ZM204 71V70H203ZM215 71V70H214ZM175 72V71H174ZM174 72H172L171 74H173ZM2 73V72H1ZM33 73V72H32ZM193 73V72H192ZM191 73V74H192ZM194 74V73H193ZM34 75V74H33ZM222 76V78H220L222 81H219L218 82V79L217 77L219 76ZM1 76V75H0ZM23 76V74H22ZM163 76V75H162ZM173 76V75H172ZM4 77V76H3ZM3 77H0V92L3 91V88L6 86L4 81H5V78ZM19 77V78H18ZM24 77V76H23ZM175 77V76H173ZM179 77V76H178ZM207 77V78H206ZM11 78V79H12ZM68 78V77H67ZM180 78V77H179ZM192 78V77H191ZM21 79H25V78H21ZM20 79V80H21ZM29 79V78H27ZM26 79V81H27ZM206 79V80H205ZM183 80V79H182ZM179 81V79H178ZM166 82V81H165ZM187 82V81H186ZM194 82V81H193ZM177 83V82H176ZM189 83V82H188ZM26 84V83H25ZM167 85V83H166ZM27 86V85H26ZM30 86V85H28ZM35 87V86H34ZM32 88V87H31ZM5 89V88H4ZM33 89V88H32ZM9 90V89H8ZM14 90V89H13ZM6 91V90H5ZM28 91V90H27ZM10 92V91H9ZM13 92V91H11ZM3 93V92H2ZM5 93V92H4ZM3 93V94H4ZM7 93V92H6ZM14 93V92H13ZM30 93H32V91L30 90ZM35 93V92H34ZM12 94V93H11ZM29 94V93H28ZM36 94V93H35ZM8 94H6V97H7ZM15 95V93H14ZM32 95H34L32 93ZM35 96V95H34ZM42 96V95H41ZM117 96V95H115ZM12 97V96H11ZM183 97V96H182ZM189 100H188V98ZM29 98V97H28ZM176 98V97H175ZM12 99V98H11ZM30 99V98H29ZM32 99V98H31ZM10 100V99H9ZM14 100V99H13ZM40 100V99H39ZM45 100V99H44ZM52 100V99H51ZM141 100V99H140ZM188 100V101H187ZM25 101V100H24ZM29 101V100H28ZM33 101V100H32ZM31 101V102H32ZM43 101V100H41ZM54 101V100H53ZM127 101V100H126ZM49 102V101H48ZM135 102V101H134ZM170 102V101H168ZM33 103V102H32ZM37 103H41L42 102H37ZM46 103V102H45ZM50 103V102H49ZM52 103V102H51ZM130 103V102H129ZM145 103V102H144ZM183 103V102H182ZM34 104V103H33ZM125 104H128V101L127 103ZM170 104V103H169ZM175 104V103H174ZM173 104V105H174ZM6 105V104H5ZM14 106V104H12ZM47 105V104H46ZM44 105V107L46 106ZM121 105V104H120ZM123 105V104H122ZM130 106H132L131 108L129 107V109L133 110V112L135 113V115H139L142 114H150L152 115L154 118H153V121H156L155 119L157 118H161V116L166 117L165 115H167L169 113L170 110V107L173 108L172 106L168 105V103L166 102L164 104L161 105V106H156L154 104H152V102H150V104L145 106V107H141L142 105L138 106L136 103H131L129 104ZM51 106V105H50ZM181 106V108L183 107ZM31 107V106H30ZM54 107V110H56L55 108L57 107V105H52V108ZM128 107V106H127ZM35 108V106H34ZM43 108V106H42ZM41 108V109H42ZM51 108V109H52ZM122 108V107H121ZM180 108V109H181ZM120 109V108H119ZM179 109V110H180ZM38 110V109H37ZM45 110V109H43ZM42 110V111H43ZM49 110V109H48ZM54 110H51L52 111V114H53V111ZM121 110V109H120ZM123 110H126L125 108ZM40 111V114L41 112ZM46 111V110H45ZM50 111V112H51ZM162 111V112H161ZM184 111V110H183ZM39 112V110H38ZM122 112V111H121ZM172 112V111H171ZM177 112V111H176ZM37 113V112H36ZM125 113V112H124ZM161 113H164V115ZM174 113V112H173ZM179 113V112H178ZM39 114V113H37ZM39 114V116H40ZM43 115L47 114V113H42ZM131 114V113H130ZM171 114V113H170ZM41 115V116H43ZM49 115V113H48ZM125 115V114H124ZM35 116V115H34ZM37 116V115H36ZM54 116V115H53ZM56 116V115H55ZM140 116V117H141ZM168 116V115H167ZM134 117H138V116H134ZM169 117V116H168ZM171 117V116H170ZM36 118V117H35ZM44 118H49L48 116L47 117H44ZM60 118V117H59ZM139 118V117H138ZM167 118V117H166ZM181 118V119H182ZM149 119V118H148ZM165 119V118H164ZM169 119V118H168ZM174 119V118H173ZM150 120V119H149ZM170 120V119H169ZM172 120V119H171ZM180 120V119H179ZM68 121V120H67ZM144 121V119L142 120ZM147 121V120H146ZM145 121V122H146ZM161 121V120H160ZM164 121V120H162ZM151 122V121H150ZM169 122V121H168ZM147 123V122H146ZM152 123V122H151ZM157 123V122H156ZM70 124V123H69ZM153 124V123H152ZM170 124V123H168ZM175 124V123H174ZM177 120H176V125H177ZM129 125V124H128ZM127 125V126H128ZM135 125V124H134ZM158 125V124H157ZM171 125V124H170ZM69 126V125H68ZM125 126V125H124ZM133 126V125H132ZM139 126V125H138ZM153 126V125H152ZM172 126V125H171ZM175 126V125H174ZM126 127V126H125ZM147 127V126H145ZM168 127V126H167ZM173 127V126H172ZM179 128V125L177 126ZM151 128V127H150ZM160 128V127H159ZM171 128V127H170ZM174 128V127H173ZM172 128V129H173ZM176 128V127H175ZM139 129V127H138ZM153 129V128H152ZM155 129V128H154ZM133 130V129H132ZM131 130V131H132ZM141 130V129H140ZM158 130V129H157ZM157 130H155V134L157 132ZM165 130V129H164ZM167 132H168V129H166ZM175 130V129H173ZM130 131V130H129ZM147 131V130H146ZM171 131V129L169 130ZM163 132V130H162ZM161 130H160V133H162ZM167 132L165 131V133L167 134ZM135 133V132H134ZM140 133V132H139ZM142 133V131H141ZM139 134V135H142V134ZM152 133H153V130H152ZM159 133V132H158ZM159 133V134H160ZM171 133V132H170ZM169 133V135L171 136V134ZM159 134H157L158 136H160ZM151 135V134H149ZM164 135V134H163ZM168 135V134H167ZM167 135H165L167 137ZM168 135V137H169ZM145 136V135H144ZM157 136V137H158ZM163 136V137H165ZM140 137V136H139ZM147 137V136H146ZM162 137V138H163ZM145 138V137H144ZM159 138V137H158ZM161 138V139H162ZM141 139V137H140ZM146 139V138H145ZM152 138H150L151 140ZM161 139H156L155 140H161ZM164 139V138H163ZM162 139V140H163ZM171 139L168 138L167 140ZM139 140V139H138ZM149 140V139H148ZM148 141V142H152L153 141ZM153 140V139H152ZM154 140V141H155ZM161 140V141H162ZM142 141V140H141ZM140 141V142H141ZM144 142H146L145 140H143ZM165 141V140H164ZM164 141H162L164 143ZM171 141V140H170ZM137 142V141H136ZM139 142V143H140ZM158 143V142H157ZM163 143H160L159 141V144H163ZM144 144V143H143ZM141 143V145H143ZM148 144V143H146ZM151 144V143H149ZM155 144V143H154ZM153 144V145H154ZM166 144V143H165ZM163 144V145H165ZM172 144V143H171ZM180 144V143H178ZM215 144H218L217 146ZM136 145V144H135ZM134 145V146H135ZM140 145V144H139ZM156 145V144H155ZM158 145V144H157ZM167 145V144H166ZM132 146V145H131ZM146 146V145H145ZM150 146V145H149ZM152 146V145H151ZM150 146V147H151ZM161 146V145H160ZM158 145V147H160ZM176 146V147H177ZM133 147V146H132ZM144 146H142L143 148ZM153 147V146H152ZM155 148L157 146H154ZM157 147V148H158ZM165 147V146H163ZM131 148V147H130ZM138 148V147H137ZM137 148H135L137 150ZM166 148V147H165ZM134 149V148H133ZM146 149V148H145ZM149 149V148H148ZM152 149V148H150ZM161 147H160V152H161ZM168 149V148H167ZM2 150V149H1ZM59 150V149H58ZM135 150V151H136ZM139 150V148H138ZM137 150V151H138ZM147 150V149H146ZM163 150H165L163 148ZM169 150V151H168ZM166 151L170 152V149H168ZM107 151V150H106ZM106 151L104 153H106ZM111 151V150H110ZM109 151V152H110ZM117 151V150H116ZM130 151V149H129ZM133 151V150H132ZM136 151V152H137ZM140 151V150H139ZM152 152V150H150ZM185 151V153H184ZM131 152V151H130ZM141 152V151H140ZM143 152V151H142ZM154 152V151H153ZM157 152V151H155ZM164 152V151H163ZM162 152V153H163ZM103 153V154H104ZM132 153V152H131ZM135 153V152H134ZM133 154V153H132ZM130 155L128 154V152L124 151V152H117V153H114V152H111V153H108L105 157L104 155L103 156H98L96 158V161H95V165L93 166V169H91L90 166V170H92V174H93V181H91L92 183V188L93 190L92 191H89L88 192V189H86L87 191H85V188L86 186H89L88 183H86L84 186L85 188L83 187V184L80 180H84L80 177L79 180L76 179V182H71L73 183L72 185L69 183H66V185H68L69 187H67L66 185H64L62 183L63 186H60V187H54L56 190H59L57 192H60V194H58L59 196L56 195H53V197H50V198H46L47 200H45V202L39 207L38 210H35L34 212H32L33 216L30 218H32L33 220H38L37 223H39L40 220H45L43 222V226L42 228H40V233L42 234L41 236L42 237H36L33 239H24L27 235V231H25L24 229V226L22 225V227H17L16 225H12V227H10L9 229H7V235H8V238L13 236L14 234L17 235L20 239L23 238L24 240H26L27 243L26 246L28 247L27 250H28V255L31 254V256H29L30 258L33 256V255H36L33 256L35 257L33 260H35L34 262L36 264H40V262H46V258L44 257V254L45 252L47 251L48 253L49 250L51 249L52 247V244H51V241L53 240V237L60 233H65L64 235L68 234L71 231H73V229L75 227H73L74 225H78V222L76 221L75 224H69L68 227L65 226V225H62V224H65L64 221L63 223L60 222V220L62 221V219H64L69 213H70V216H71V212L72 210L70 209V211L68 210L67 211V206H68V203H70L71 201L74 202V198H76V203H77V207L80 208V210H84L85 212L84 213V216L83 218H81V221L82 222H85V226L86 228H82L80 229L79 227H82V226H79L78 228L80 230L76 231L73 233V235H66L68 236L69 240H74V239H79V240H86L89 233H91L93 231L92 227L93 225L95 226V224H90L91 221L94 222L95 220L100 222L99 226V229L100 227H104L105 225H103L104 223H108L110 224L109 222H112V221H115L116 217H117V214L115 211H113L114 209L112 208H106L107 205H96L95 203L99 202V200H102V201H107L109 196H110V192H120L122 190L127 189L128 187L130 188L132 184H134V182L137 180L138 181V178L141 176L140 175V172H141V164L143 162V159L144 160H151L150 159V155H149V152L148 153H143V154H133V155ZM161 154V153H160ZM165 154V152H164ZM169 154V153H168ZM171 154V153H170ZM157 156V154H156ZM159 156V155H158ZM164 157V155H162ZM168 156V155H166ZM160 157V156H159ZM3 158V157H2ZM1 158V159H2ZM154 158V157H153ZM0 159V160H1ZM163 159V158H162ZM161 159V160H162ZM165 159V158H164ZM163 159V160H164ZM169 159V158H168ZM3 160V159H2ZM148 160V161H149ZM157 160V158H156ZM170 160V159H169ZM168 161V160H167ZM69 162V161H68ZM0 164H3V161L0 162ZM115 164L117 166H115ZM145 164V163H143ZM142 164V165H143ZM154 164V163H153ZM158 164V163H157ZM4 165V164H3ZM1 166V167H4V166ZM147 166H149L150 164H145ZM145 165H143L145 167ZM159 170H160V167L162 169V166H164V163L163 161L161 162L160 161V164H159ZM155 167V166H153ZM153 167L151 166V168L153 169ZM157 167V166H156ZM5 168V167H4ZM3 170H6L7 168H5ZM147 170V168H145ZM151 169V170H152ZM2 170V168L0 169ZM150 169L148 168V171ZM166 171V169L163 168V171ZM8 171V169H7ZM158 171V170H157ZM115 172L117 173V182H113V184H109L107 185V183L105 182L106 186H108L110 189H107L105 193L103 194H100L99 197H96L95 194L99 193L98 191L100 190L101 191V188H100V185L102 187H104V184H103V179H104V176L107 177H112L111 175H116ZM144 172V171H143ZM152 172V171H151ZM160 172V171H159ZM168 171V173H171ZM2 175L4 173V171L1 172ZM63 173V172H62ZM146 173V172H145ZM167 173V172H166ZM28 174V173H27ZM47 174V173H46ZM148 174V172H147ZM150 174V173H149ZM164 174V173H163ZM68 175V174H67ZM76 175V174H74ZM153 174H151L152 176ZM161 175V174H160ZM159 175V176H160ZM168 175V174H167ZM56 176V175H55ZM148 176V175H147ZM149 176V177H151ZM163 176V175H162ZM165 176V175H164ZM171 176V175H170ZM91 177V176H90ZM115 177V176H113ZM143 177V175H142ZM161 177V176H160ZM167 178L169 176H166ZM11 176L9 175V172H6L4 173V176H0V182L1 181H7L8 179L10 180ZM71 178V177H70ZM107 178V179H109ZM141 178V177H140ZM144 178V177H143ZM141 178V179H143ZM147 178V177H146ZM154 178V177H153ZM151 178V179H153ZM163 178V177H162ZM180 178V177H179ZM68 179V178H67ZM74 179V177H73ZM113 179V178H112ZM116 179V178H115ZM145 179V178H144ZM150 179V178H149ZM169 179V178H168ZM178 179V178H177ZM184 179V178H183ZM155 180V179H154ZM153 180V181H154ZM161 180H164L161 179ZM166 180V179H165ZM164 180V181H165ZM176 180V179H174ZM41 181V180H40ZM61 181V180H60ZM147 181V179H146ZM179 181V180H178ZM64 182V181H63ZM84 182V181H83ZM166 182V181H165ZM165 182H162L161 184L165 183ZM4 183V182H2ZM7 183V182H5ZM4 183V184H5ZM12 183V182H11ZM28 183V182H27ZM61 183V182H60ZM141 183V182H140ZM144 183V181H143ZM167 183V182H166ZM178 183V182H177ZM263 183V182H262ZM15 184V183H14ZM90 184V182H89ZM146 184V183H145ZM151 184V183H150ZM155 184V183H153ZM174 184V183H173ZM186 184V183H185ZM16 185V184H15ZM55 185V184H54ZM58 185V183L56 184ZM136 185V184H135ZM152 185V184H151ZM166 185V184H165ZM169 185V184H167ZM166 185V186H167ZM171 185V184H170ZM176 185V184H174ZM6 186V185H5ZM4 186V187H5ZM8 186V185H7ZM90 186V187H91ZM137 186V185H136ZM140 186V185H139ZM156 186V185H155ZM163 186V185H162ZM165 186V188H166ZM179 186V185H177ZM176 186V188H177ZM181 186V185H180ZM3 187V186H2ZM1 185H0V190H1ZM3 187V189H4ZM12 187V186H11ZM17 187V186H16ZM149 187V186H147ZM158 187V186H157ZM170 187V186H169ZM8 188H10L8 186ZM13 188V187H12ZM46 188V187H45ZM52 189L51 191H56L55 189ZM61 188V189H60ZM88 188V187H87ZM106 188V187H104ZM103 188V189H104ZM133 188V187H132ZM145 188V187H144ZM159 188V187H158ZM171 189L173 187H170ZM175 188V187H174ZM15 189V188H14ZM13 189V191H14ZM51 189V188H50ZM131 189V188H130ZM137 188H135L136 190ZM169 189V188H168ZM259 189V188H258ZM141 190V189H140ZM144 190V189H143ZM156 190V189H155ZM159 190L162 191V187L161 189L159 188ZM158 190V191H159ZM177 190V189H175ZM179 190V188H178ZM181 190V189H180ZM16 191V189H15ZM51 191H49L48 193L51 194ZM63 191V192H62ZM157 191V192H158ZM164 191V190H163ZM167 191V189H166ZM169 191V190H168ZM260 191V190H259ZM5 192V191H4ZM10 192V191H9ZM183 192V191H181ZM244 192H241V195L242 193ZM13 193V192H11ZM10 193V194H11ZM43 193V192H42ZM54 193V192H53ZM130 193V192H129ZM153 193V192H152ZM169 193V192H168ZM180 193V192H178ZM194 193V191H193ZM257 193V192H256ZM254 192V194H256ZM260 193V192H259ZM258 193V194H259ZM6 194H9V193H6ZM55 194V193H54ZM144 194V193H143ZM150 194V193H148ZM155 194V193H154ZM167 194V193H166ZM182 194V193H181ZM183 194H186V193H183ZM198 193L196 192L195 195H197ZM13 195V194H12ZM15 195V194H14ZM43 195V194H42ZM115 195V194H114ZM125 195V194H124ZM130 195V194H129ZM187 195L189 196V193H187ZM194 195V196H195ZM221 195V196H220ZM244 195V194H243ZM257 195V194H256ZM8 196V195H7ZM7 196H4V193L3 194H0V212L4 214V216L6 215V217H2L4 218V220L6 218H8V220L10 219V223H15L16 222V216L18 213V205L16 203V199L12 200V199H9V197H11L9 195V197ZM44 196V195H43ZM52 196V194H51ZM120 196H123V195H120ZM127 196V195H125ZM139 196V195H138ZM144 196V195H143ZM162 196V195H161ZM168 196V195H167ZM171 196V194H170ZM186 196V195H185ZM238 196V194H237ZM250 196V195H249ZM253 196V195H252ZM251 196V197H252ZM16 197V196H15ZM24 197V196H23ZM33 197V196H32ZM124 197V196H123ZM128 197V196H127ZM130 197V196H129ZM128 197V198H129ZM131 197L133 198V196L131 195ZM150 197V195H149ZM177 197V196H175ZM205 197V196H204ZM210 197V196H209ZM250 197V198H251ZM254 197V196H253ZM45 198V197H44ZM118 198V197H117ZM121 198V197H120ZM143 198V197H141ZM147 198V197H146ZM163 198V196H162ZM164 198H165V195H164ZM168 198V197H167ZM173 198V196H172ZM181 198V197H180ZM187 198V197H186ZM190 198V197H189ZM194 198V197H193ZM27 199V198H26ZM42 199V198H41ZM131 199V198H130ZM150 199V198H149ZM154 199V198H153ZM166 199V198H165ZM176 199V198H175ZM179 199V198H178ZM182 199H183V196H182ZM188 199V198H187ZM12 200V201H10ZM113 200V199H112ZM117 200V199H115ZM122 200V199H121ZM125 200V199H124ZM140 200V199H139ZM152 200V199H151ZM162 200V199H161ZM169 200V199H168ZM174 200V199H173ZM198 200V199H197ZM240 200V199H239ZM11 202V203H8ZM131 201V200H130ZM142 201V200H141ZM140 201V202H141ZM144 201V200H143ZM157 201V200H156ZM165 201V200H164ZM163 201V202H164ZM185 201V200H184ZM188 201V200H187ZM190 201V199H189ZM206 201V200H205ZM209 201V200H207ZM28 202V201H27ZM113 202V201H112ZM111 202V203H112ZM125 202V201H124ZM135 203V200L133 201ZM138 202V201H137ZM150 202V201H149ZM198 203V201H196ZM203 202V201H202ZM239 202V201H238ZM8 203V204H7ZM101 203V202H100ZM106 203V202H105ZM107 203H110V199L108 200ZM115 203V202H113ZM166 203V202H165ZM188 203V202H187ZM193 203V202H191ZM195 203V202H194ZM206 203V202H205ZM204 203V204H205ZM209 203V202H208ZM210 203V204H211ZM255 203V202H254ZM66 204V211H61L63 210L64 208H62L63 206L62 205H65ZM75 204V203H74ZM86 204H91L90 208H94V211L92 212L93 209L91 210H88L90 208L87 207ZM117 204V203H115ZM125 205V203H123ZM137 204V203H136ZM170 204H171V201H170ZM185 204V203H184ZM199 204H200V201H199ZM198 204V206H200ZM203 203H201V205H204ZM207 204V203H206ZM233 204V203H232ZM239 204V203H238ZM237 204V205H238ZM70 205V204H69ZM111 205V204H109ZM124 205H122L124 207ZM138 205V204H137ZM168 205V204H167ZM190 205V204H189ZM197 205V204H196ZM235 205V204H234ZM62 206V207H61ZM89 206V205H88ZM105 206V207H104ZM119 206V205H118ZM116 206V207H118ZM121 206V207H122ZM128 206V205H127ZM165 206V205H164ZM182 206V204H181ZM192 206V205H191ZM194 206V205H193ZM192 206V207H193ZM205 206V205H204ZM210 206V205H209ZM208 204H207V207H209ZM232 206V205H231ZM253 206V205H252ZM69 207V206H68ZM75 206H73L72 208L74 209ZM115 207V208H116ZM126 207V206H125ZM124 207V208H125ZM128 207H131V206H128ZM133 207V206H132ZM137 207V206H136ZM166 207V206H165ZM173 207V206H172ZM183 207H185L183 205ZM62 208V209H60ZM76 208V207H75ZM77 208V210H78ZM135 208V207H134ZM196 208V207H195ZM202 208V207H201ZM234 208V207H233ZM69 209V208H68ZM120 209V208H119ZM123 209V208H122ZM130 209V208H129ZM175 209V208H174ZM190 209V208H189ZM200 209V208H199ZM198 209V210H199ZM207 209V208H206ZM229 209H231V207H229ZM76 210V209H74ZM73 210V212H74ZM81 210V212H82ZM88 210V211H87ZM116 210V209H115ZM124 210H127L126 208ZM123 210V214L124 211ZM171 210V209H170ZM176 210V209H175ZM179 210V209H178ZM201 210V209H200ZM211 210V209H210ZM232 210V209H231ZM165 211V210H164ZM174 211V210H173ZM177 211V210H176ZM197 211V210H196ZM205 210H203L204 212ZM209 211V210H208ZM62 212H63V216H65L64 214L67 212L68 214H66L65 217H62V219H60V215H62ZM77 212V211H75ZM119 212V211H118ZM129 212V211H128ZM127 212V214H128ZM188 212V211H187ZM193 213H190L187 214L186 216H179L180 218H176L177 215H175V212H174V215L172 214V216L174 218H176L174 220V223L172 224V226H169V227H158L159 224H157L156 226L154 227H150L149 226V223H148V226L149 228L143 230L145 227V225L143 224V229L142 231H139V232H133V234L131 235L132 238H129L127 240V243L124 244V242L122 241H126V237L123 238L124 235H122V237L120 238H123L124 240H120L121 244L123 246H120V247H113V243H114V240H113V243L110 245V247H113L112 251L111 249L108 247V249L106 250H109L108 252L102 254V252H100V254L102 255L101 258L98 257V261L96 259H93V260H96L97 262H94L93 260L91 259H87V264H153V263H158L157 260H162L166 261L167 258L170 257V254L174 253V252H179L178 254H181V249L182 248H185L186 246L189 247V249H192L194 248L198 242H199V237L200 235L197 237V238H193L194 240L191 241L190 243L187 242L189 235L191 232H196L195 230H197L198 232V229L201 228V219H197L198 217H196V213L194 211H192ZM198 212V211H197ZM202 212V211H201ZM205 214V213H203ZM122 214V212H120ZM135 213V212H134ZM162 213V212H161ZM169 213V212H168ZM170 213H172L170 211ZM181 213V212H180ZM209 213V212H208ZM207 213V214H208ZM22 214V213H21ZM73 215L75 213H72ZM231 214V213H230ZM72 215V216H73ZM76 215V214H75ZM83 215V214H82ZM81 215V216H82ZM119 215V214H118ZM167 215V214H166ZM183 215V213H182ZM199 214H197L198 216ZM2 216V215H1ZM0 216V217H1ZM22 216V215H21ZM125 216V214H124ZM156 216V215H155ZM169 216V215H168ZM204 216V215H203ZM202 216V218H203ZM207 216V215H206ZM68 217V216H67ZM67 217L64 219L66 220ZM119 217V216H118ZM144 217V216H143ZM163 217V215H162ZM172 217V218H173ZM201 217V216H200ZM199 217V218H200ZM27 217H25V215L21 218L22 220L26 219ZM69 218V217H68ZM77 218V217H75ZM71 219V218H70ZM126 219V217H125ZM123 219V220H125ZM133 219V218H132ZM135 219V218H134ZM155 219V218H154ZM167 219H171L170 218H167ZM209 219L206 218L204 219L203 221ZM227 219V217H226ZM76 220V219H74ZM119 221V219H117ZM147 220V219H146ZM196 220H199L200 224L196 221ZM224 220V219H223ZM6 221V220H5ZM3 221V222H5ZM29 221H32V220H29ZM69 221V220H68ZM87 221L88 224L90 225H86L87 224ZM130 221V220H129ZM144 221V220H143ZM154 221V220H153ZM158 221V220H157ZM167 220H165L166 222ZM169 221V220H168ZM208 221V220H207ZM222 221V220H221ZM2 222V223H3ZM28 222V221H27ZM27 222H24L25 224ZM33 222V221H32ZM31 222V226L34 224L36 225L37 223L36 222H33L32 224ZM41 222V223H42ZM125 222V221H124ZM155 222V221H154ZM161 222V221H160ZM164 222V223H165ZM213 222V221H212ZM217 222V220L215 221V223ZM1 223V221H0ZM36 223V224H35ZM45 223V224H44ZM130 223V222H129ZM169 223V222H168ZM206 223V221H205ZM219 223V222H217ZM5 224V223H4ZM7 224V223H6ZM16 224V223H15ZM24 224V225H25ZM136 224V223H135ZM147 224V223H146ZM152 224V223H151ZM80 225V224H79ZM127 225V224H126ZM131 225V224H130ZM155 225V224H154ZM166 225V224H165ZM165 225H162V226H165ZM204 225V224H203ZM216 225L215 224V228H216ZM21 226V225H20ZM26 226V225H25ZM31 226H28V228H30ZM84 226V225H83ZM115 226V225H113ZM211 225H209L210 227ZM5 227V226H4ZM7 227V226H6ZM35 227V226H34ZM33 227V228H34ZM106 227V226H105ZM130 227V226H129ZM133 227V225H132ZM141 227V226H140ZM206 227V226H205ZM214 227V225H213ZM212 227V229H213ZM0 228H2L0 226ZM26 228V227H25ZM37 229L39 228L36 227ZM35 228V230H37ZM110 228V227H108ZM112 228V227H111ZM127 228V226H126ZM77 229V228H76ZM95 229H98V228H95ZM94 229V230H95ZM107 229V228H106ZM139 229V228H138ZM204 229V227H203ZM211 229V228H210ZM3 230V228H2ZM5 230V229H4ZM3 230V231H4ZM128 232H132V231H129L128 229H126ZM125 230V231H126ZM214 230V229H213ZM32 231V230H31ZM110 231V230H109ZM135 231V230H134ZM210 231V230H209ZM212 231V230H211ZM210 231V232H211ZM2 232V231H1ZM30 232V231H29ZM38 232V230L36 231ZM35 232V233H36ZM106 234H107V231H105ZM105 232H102V234H104ZM124 232V231H123ZM122 232V233H123ZM202 232V231H201ZM205 232V230L203 231ZM202 232V233H203ZM34 233V231H33ZM34 233V235H35ZM39 233V232H38ZM71 233V232H70ZM94 233V232H93ZM100 233V232H99ZM214 233V232H213ZM72 234V233H71ZM92 234V233H91ZM116 234V232H115ZM125 234V232H124ZM131 234V233H130ZM129 234V236H130ZM199 234V233H198ZM204 234V233H203ZM206 234V233H205ZM211 234V233H210ZM6 235V236H7ZM33 235V236H34ZM96 235H97V232H96ZM99 235V234H98ZM120 235V234H119ZM118 235V237H119ZM29 236V235H28ZM27 236V237H28ZM32 236V235H31ZM36 236V235H35ZM39 236V235H38ZM101 236V235H100ZM59 237V236H58ZM65 237V236H64ZM63 237V238H64ZM111 237V236H110ZM117 236H115L114 238H116ZM128 237V236H127ZM202 237V235H201ZM205 237V235H204ZM207 237V235H206ZM1 238V237H0ZM72 238V239H71ZM94 238V237H93ZM91 238V241L92 239ZM101 238V237H100ZM100 238L98 239L100 241ZM103 238V236H102ZM101 238V239H102ZM107 238V235L106 237ZM208 238V237H207ZM211 238V237H210ZM2 239V238H1ZM16 239V238H15ZM96 239V238H95ZM94 240V239H93ZM97 240V239H96ZM104 240V239H102ZM101 240V241H102ZM107 240V239H106ZM105 240V241H106ZM112 240V238H111ZM110 240V241H111ZM118 240L117 238L115 239V241ZM201 240V239H200ZM207 240V239H206ZM211 240V239H210ZM90 241V240H89ZM90 241V242H91ZM108 241V242H110ZM1 242V241H0ZM25 242V241H24ZM57 242V240H56ZM96 242V241H95ZM95 242H93L95 244ZM15 243V242H14ZM23 243V242H22ZM68 243V242H67ZM91 244L92 246L94 244ZM24 244V243H23ZM24 244V245H25ZM88 244V245H89ZM99 244V243H98ZM103 244V243H102ZM1 245V244H0ZM86 245V248L87 246ZM101 245V244H100ZM105 245V243L103 244ZM116 245V243L114 244V246ZM118 245V244H117ZM116 245V246H117ZM22 246V245H21ZM96 246V245H95ZM107 246V244H106ZM1 247V246H0ZM19 247V245L17 246ZM90 246H88L87 249L83 250L82 252H80L78 254L77 257H75V261L77 262L79 260V258L81 256H86L89 254V252L91 251L89 249ZM203 247V246H202ZM16 248V247H15ZM22 248V247H21ZM54 248V246H53ZM187 248V247H186ZM14 249V248H12ZM92 249V248H91ZM94 249V248H93ZM97 249V248H96ZM105 249V248H104ZM103 249V250H104ZM1 250V249H0ZM8 250V249H7ZM20 250V249H19ZM25 250V248H24ZM90 250V251H88ZM98 250H102L101 248H99ZM188 250V248H187ZM187 250H185L184 252H187ZM198 250V249H197ZM52 251V250H51ZM3 252V251H2ZM6 252V251H5ZM19 252V251H18ZM92 252V251H91ZM10 253V252H9ZM20 253V252H19ZM22 253V251H21ZM60 253V252H59ZM97 255L100 256V254H98V252H96ZM188 253V252H187ZM193 253V252H192ZM191 253V254H192ZM12 254V252H11ZM14 254H17V253H13L12 255ZM37 254H39L37 256ZM91 254V253H90ZM184 254V253H182ZM179 255V256H182ZM21 255V254H20ZM19 255V256H20ZM22 255H26V254H23ZM21 255V256H22ZM27 255V256H28ZM52 255V254H51ZM96 255V254H92V257ZM96 255V256H97ZM263 255V254H262ZM3 256V255H2ZM5 256V255H4ZM3 256V258H4ZM16 256V255H15ZM21 256H20V259H21ZM47 256V255H45ZM90 256V255H89ZM95 256V257H96ZM172 256V255H171ZM174 256V255H173ZM18 257V255H17ZM28 257V259H29ZM70 257H72L70 255ZM178 257V255H177ZM189 257V255H188ZM263 257V256H262ZM9 258V257H8ZM16 258V257H15ZM36 258H39V262L37 263V259ZM83 258V257H82ZM180 258L181 257H178V263L180 261ZM185 258V256H184ZM183 256H182V259H184ZM7 259V258H6ZM23 259V257H22ZM48 259V258H47ZM100 259V260H99ZM176 259V258H175ZM181 259V261H182ZM264 259V257H263ZM15 260V259H14ZM18 260V259H17ZM16 260V262H17ZM55 260V257L52 256L51 258H49V262H53ZM73 260V259H72ZM85 260V258H84ZM91 260V261H90ZM174 260V259H173ZM21 260H18V264H20ZM86 261H83L86 263ZM93 261V263H92ZM171 261V260H170ZM177 261V260H176ZM180 261V262H181ZM6 262V261H5ZM3 263V264H8L9 262H12V261H7L6 263ZM15 262V263H16ZM23 262V261H22ZM31 262H33L31 260ZM33 262V263H34ZM74 262V261H72ZM78 262H82L81 259L80 261ZM14 263V261L12 262ZM11 263V264H12ZM25 263V262H24ZM30 263V262H29ZM32 263V264H33ZM34 263V264H35ZM161 263V262H160ZM26 264H27V261H26ZM70 264V263H69ZM77 264V263H76ZM80 264V263H78ZM176 264V263H175Z\"/></svg>",
    "mask_w": 264,
    "mask_h": 264
}]
</instances>
